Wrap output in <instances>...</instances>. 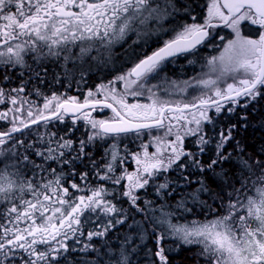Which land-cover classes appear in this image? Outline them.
<instances>
[{"label": "snow or ice", "instance_id": "obj_1", "mask_svg": "<svg viewBox=\"0 0 264 264\" xmlns=\"http://www.w3.org/2000/svg\"><path fill=\"white\" fill-rule=\"evenodd\" d=\"M13 8L15 11H12ZM190 8L191 5L178 7L176 0H0V19L5 22L0 26V39L4 45L0 49V67H26L25 55L28 53L34 54V60L39 62L45 56L59 59L62 53L68 52L69 55L63 56L66 66L71 48L76 46L77 41L80 42V47L76 59H82L97 45L110 49L114 42L123 40L131 32L138 39L157 37L158 46L150 54L143 53L130 69L108 82L109 85H114L116 81H122L126 88L135 85L138 90L131 92L135 96L144 93L150 77L167 82L166 66L203 44L209 38L208 29L216 27L212 22L214 19H219L235 34L234 39L227 40L223 45L219 56L208 60L210 71L217 73L215 79L209 77L196 81L198 86L203 85L211 91V96L204 91L193 97L190 103H173L156 97L152 89L158 85H152L146 89L156 97L150 104L130 105L126 103L123 94H117L114 87L100 85L97 91L104 93L103 100L96 99L92 91L87 93L83 103H78L76 97L61 100L53 94L50 99L45 97L43 104V110L49 111L50 115L39 111L32 118L34 113L29 109L28 116L32 119L28 123L20 121L22 128L27 129L30 124L47 122L52 118L62 121L68 113H79L73 120L86 121L90 130L87 141L80 139L77 143L64 136L57 137L55 132H49L39 134L37 141L25 145L23 140H16L12 136V133L20 132L21 127L13 124L9 131L0 132V146L7 144L9 140L13 141L10 148L0 147V204L4 205L0 215L5 221L0 223V264H11L15 259H19L21 264H54L59 257L66 259L69 248L65 241L69 239V233L73 236L77 233L84 235L80 216L86 211L95 213L99 209L102 214L111 217L106 224L87 233L89 241L93 237H105L111 229L128 220L126 210L105 199L110 193L103 184L90 189L88 196L81 195L72 199L69 188L61 183L67 176L63 171L64 166L72 167L75 162L83 160L90 155L85 152L88 145L105 139L113 141L110 148L105 150V155L109 157L108 162L98 168L93 160L92 170L97 179L110 182L114 186L126 181L121 195L128 198L132 208L138 213L145 214V209L140 207L138 201L141 198L136 192L144 189L154 175L173 166L180 170L193 168L201 173L197 181L199 187L188 195L193 203L198 202L211 211L214 218L202 222L192 221L190 224H176L171 219L174 214L164 212V206H161V215L150 217L157 245L152 254L155 260L150 261V264H169L165 248L161 246V242L169 237L180 242L175 249L168 248L169 254L173 251L179 252L180 245H198L200 251L197 255L205 264H264V161L252 159L251 156L245 158L243 155L234 158L232 152L226 151L228 142L233 140L235 126L229 127L226 132H219L214 158L207 162L202 161L207 146L212 143V138L202 127L204 122L212 123L208 110L214 109L219 114L229 102L235 104L241 97L250 102L262 94L264 31L258 32V39H252L241 35L240 25L247 21L264 29V0H211L203 23H170L169 27H165V21L174 20L176 14L181 12L190 14ZM191 19L195 21L196 18L191 16ZM164 34H169V38L164 39ZM219 39L223 41L225 38ZM13 41L15 43H11ZM45 48L47 52L42 51ZM35 75L39 77L40 73L36 72ZM229 76L233 83L220 87ZM238 76L244 78L238 79ZM4 79L8 80L9 77L5 75ZM184 84L187 86L189 82L185 81ZM10 91L22 92L23 86ZM179 91L183 93L186 88H180ZM5 95L4 89L0 88V102ZM109 98L113 103H108ZM10 99L12 104L17 103L14 97ZM98 106L112 109L114 118L98 120L92 118L90 112L83 111L95 110ZM193 109L195 111H191ZM186 110L191 111V119L185 114ZM226 110L234 111L232 107H227ZM7 118V113H0V119ZM188 124H194L195 127H187ZM152 128L165 129V136L172 134L175 128V140L170 142L171 155L162 159L159 153L149 155L145 151L141 158L139 153H135L133 156L139 165L136 171H123L121 175H116L117 163H124L116 141L121 137L139 138L143 130ZM185 136L198 137L197 152L183 149ZM155 139L157 143L160 142L159 137ZM37 143L41 147H37ZM236 147L240 153L244 152L239 141H236ZM21 148L24 149L23 152L19 151ZM261 155H264V149L261 150ZM32 157L39 158L42 163H37ZM50 162L56 163L60 171L50 168ZM228 162H234L240 169L237 177L240 187L229 184L232 191L225 192L227 202L221 203L223 214H219L207 205V201L200 199L201 193L209 192L203 174L209 172L214 179L227 182V172L223 165ZM9 168L15 172L9 173ZM13 175L19 179H13ZM49 176L53 178L48 179ZM87 177V172L80 174L82 181L87 180ZM184 180L188 181V177L185 176ZM70 187L79 188L75 183H71ZM168 189L167 180L156 185L158 195L163 192L171 195ZM213 199L220 198L213 196ZM143 203L149 212L156 211L151 207L152 201L145 200ZM186 203L182 199L177 202L176 207L184 212H191L192 209L186 207ZM25 221L28 222L25 227H18ZM134 224L140 225L141 222L134 221ZM158 226H166L165 231L158 232ZM131 227L133 225L130 224L129 228ZM10 235L11 238H8ZM146 236L147 229L142 226L136 236L126 234L114 255H109L113 250L108 247L103 254L108 256L105 261L100 259L102 254L99 249L90 243L72 251L96 254V260L86 259L83 264H135L132 255L139 254L138 250L144 244ZM136 239L139 243H135ZM21 250L24 255H19Z\"/></svg>", "mask_w": 264, "mask_h": 264}, {"label": "trees", "instance_id": "obj_2", "mask_svg": "<svg viewBox=\"0 0 264 264\" xmlns=\"http://www.w3.org/2000/svg\"><path fill=\"white\" fill-rule=\"evenodd\" d=\"M190 2L192 10L195 9V3L197 7L200 6V0H190ZM244 33L248 35L255 34L251 33L248 28H244ZM256 35L258 34L253 36ZM208 41L206 46L210 44ZM207 51L209 52L210 50ZM208 52L207 55L209 54ZM124 56H127V59L123 58ZM136 57V54H129L128 51L122 52L121 57L113 60L110 65L105 66L104 63L96 62L97 60L94 61L92 56H90L86 60L94 63L93 72H90L85 79L80 80L79 86L71 85L70 87H68L64 82L62 78L63 69H61V67L57 64L42 63L41 66H35L34 64H29V61H27L26 67H0V88H3L6 93V95L2 98V102H0V113L7 109H19L17 112L23 113L25 108L28 110L31 109L32 112L35 113V109L40 106V103L45 100V97L49 96L53 92L58 93L61 91L70 90L69 96H73L76 91H78V93L80 91L82 94L87 90L95 89L102 82L108 81L107 73H114L117 71L115 70L116 65H118L119 71L123 70L125 69L123 67H126L125 64L129 63V61L130 63H135L138 60ZM74 67V65L65 66L66 70H70ZM36 72L40 73L39 77L35 75ZM5 75L9 77L8 80L4 79ZM55 76L57 77L56 79ZM21 86H23L22 92L17 93L10 91L11 89H17ZM74 87H77L78 89ZM261 93L262 94L260 96L256 97L250 102L244 97L242 99H238L237 103L235 104L229 102L228 105H225V109H223L219 114H216L214 109L210 108L208 110V115L212 117V123L209 124L204 122L202 127L203 131L212 138V143L207 146L206 152L202 156L203 162H207L211 158H214V147L215 142L218 139L219 132L221 130H225L226 132V130L231 126H235L232 133L233 140L228 142L226 151L232 152L234 158L243 155L245 158L251 156L252 159L258 158L259 160L264 161V155H261V150L264 149V88L261 89ZM10 97H14L17 103L12 104ZM221 103L224 102L222 101ZM245 104H247L246 107L244 106ZM227 107H232L234 111L228 112L226 110ZM244 117H246V119H244ZM64 119L66 122L63 124L55 123L56 119H52L47 122L42 121L41 123H38L20 132L12 133V136L16 140H23L25 145H27L29 142L37 141L39 134L49 132H55L57 133V137L64 136L66 139L77 141V143L80 139L87 141L90 130L86 126V121L75 120L74 122L72 119ZM11 125L12 124H9L8 121L2 123L0 122V132L9 131L10 129H5ZM127 138L128 137L119 138L120 141H122V143L119 144V151H122L124 148V155L126 159L127 154L132 152L131 159L134 161L135 158L133 154L139 153L140 145H142V143H137L133 141V139ZM197 139V136H187V138L183 141V149L193 153L197 152ZM111 141V139L97 140L93 144L88 145L85 148V152L89 153L90 155L85 156V158L81 161L75 162L72 167L65 165L63 171L67 174V176L65 180L61 181V183L64 187L69 188V193L71 194L72 199L75 198L76 195L78 197L81 195L88 196L90 194V189L103 184L110 192V194L107 195L105 199L110 200L118 208L126 210L129 218L124 224L117 225L115 228L111 229L108 233H106L105 237H93L92 240L89 241L87 239V233L89 231L97 230L100 226L106 224L108 219L111 217L105 216L100 211H98V209L95 213L86 211L85 217H83V214L81 218L84 235H79V233H77V235L73 236L71 233H69V239L65 241L69 248V251L66 254L68 255V258H64L65 260L63 263H65L67 260H74L76 263L77 261L82 263L86 259L96 260L97 256L94 252L81 253L80 251H72L74 248L78 250L81 245L85 243H90L98 248L102 254L100 259L105 261L108 259V256L103 254L107 251L108 247H111L113 250V252L109 255H114L120 248V242L124 240L125 235L132 234L133 236H136L140 227L142 226L144 229H147V236L144 244L138 250L139 254H133L132 259L135 264H150V261L155 260V257L152 254L157 248L155 241H152L155 236L152 233L153 225L150 223V217L152 214H161L159 207L164 206V212H171L174 214L171 217L174 223H178L180 221L191 223L192 221H204L207 218L214 217L213 213L208 211L205 206L198 202L193 203L191 201V197L188 195L199 187L197 181L200 179L201 173L193 168L180 170L175 166L167 170H162L158 175H154L153 178L149 180L148 185L144 189L138 191L137 195L141 198L138 203L140 204V207L145 209V214L141 215V213L136 212L132 208L128 198L121 195V193L124 191L121 184L114 186L110 182L101 181L97 179L95 173L92 170L91 162L93 160L96 162L98 168L102 167V165L108 162L109 157L105 155V150L110 148L112 144ZM236 141H239L240 147L244 149L243 153H240L237 150ZM12 143L13 141L9 140L4 147L10 148ZM36 146L41 147L39 143H37ZM136 147L139 148L136 149ZM19 151L23 152L24 149L21 148ZM74 154L75 153H73V155ZM167 156H169V152L166 150L160 154L162 159L166 158ZM32 158L35 159L37 163H42L39 158ZM123 164L129 165V162L125 163L124 160ZM122 165H120L119 162L117 163L116 175H121L123 171L131 173L133 169L136 171V169L139 167L136 162H132V165H129V168L125 170L123 169L124 167L122 168ZM49 167L56 168L57 172L60 171L59 167L54 162H50ZM223 168L227 172V182L218 181L217 179L213 178L211 173L205 172L203 176L209 188V192L201 193L200 195V199L207 201V205L211 206V208L215 209L219 214L223 213L221 203L227 202L225 192L232 191V188L229 187V184H233L237 188L240 187L239 183L237 182V177L240 175V169L237 167V165L234 162H228L223 165ZM216 171H219V169H216ZM84 172L88 173V177L87 180L82 181L80 179V174ZM101 174L103 173L101 172ZM185 176L188 177V181L184 180ZM52 178L53 177H50L49 179ZM15 179L18 180L19 177L15 176ZM165 180L169 182L168 191L171 192V195H168L167 192H163L161 195H158L156 185L164 183ZM33 182L35 183V181ZM71 183L77 184L79 188L72 189L70 187ZM173 189L175 190L172 191ZM213 196H218L220 199L215 200L213 199ZM182 199L187 201L186 207L191 208V212H184L183 210L176 207L177 202ZM145 200L152 201L151 207L156 209L154 213L148 211V207L143 203ZM3 209L4 205L0 204V212H3ZM91 218L95 220H91ZM134 221H139L141 224L136 225L134 224ZM0 223H5L2 215H0ZM27 223V221L22 222L18 225V227L23 228L27 225ZM113 223H115L114 220ZM130 224L133 225V227L129 228ZM9 226L11 227L12 225ZM8 238H11V235ZM135 243H139V240L136 239ZM179 243L180 242L173 237H169L168 239L161 242V246L165 248V254L168 255L169 264H205V261L200 259L197 255V253L200 251L199 246L192 245L185 247L180 245L179 252L173 251L171 254H169L168 248L175 249ZM38 250L40 249L38 248ZM149 250H151V252H149ZM20 252H22V250ZM6 264H9V262H6ZM11 264H21V262L18 261V259H15L11 261Z\"/></svg>", "mask_w": 264, "mask_h": 264}, {"label": "rangeland", "instance_id": "obj_3", "mask_svg": "<svg viewBox=\"0 0 264 264\" xmlns=\"http://www.w3.org/2000/svg\"><path fill=\"white\" fill-rule=\"evenodd\" d=\"M203 2L206 4V14L204 15V17L201 20L195 19V21L192 20L191 23H194V22L195 23H203L204 22V19L207 16L208 5L211 3V0H203ZM0 22H3V24L5 23L2 19H0ZM212 22H213V24L216 25V27L210 28V30H209L210 31V39L208 42H210V44L208 45L207 50H210L211 52L210 51L208 52L205 49L204 50L201 49V50L194 52L191 55H188L184 58H181V59H178L176 61H173L172 63H169V65L166 66L167 82H164L160 79H152L150 77L149 80L147 81L146 89L148 87H152V85H158V87L152 89V91L156 93V97H159L161 100L171 101L173 103H176V102L190 103L192 101L193 97L201 95L202 92H204V91H207L209 96L212 95V92L205 89L203 85L198 86L196 84V81L200 80V79H208L209 77L215 79L217 73L210 71V68L208 66V60L211 59V57H213V56H219L220 53L223 51V45L227 42V40L235 38V34H234L233 30L231 28H228L219 19H214ZM244 28H248L251 33H255V34H258L259 31H263V29H261L260 26H258V25H251L247 21L242 22L240 25L241 35L250 37L252 39H258V35H256V36H253L255 34L248 35V34L244 33ZM256 28H259V29H256ZM165 37L166 36L164 34L163 38H165ZM219 37H224L225 39L223 41H221V40H218ZM155 39L156 38L154 36L138 39L137 35L134 32H131L123 40H121L119 42H114L110 46V49L101 48V47H99V45H97L96 48H93V50L88 55L84 56L82 59H76V57H78V55H79V47H80V42L77 41L76 46L71 48L70 59L67 62V65H74L75 66L74 68H71L70 70H66L65 61L63 59L64 55H69L68 52L62 53V56L59 59L54 58V57L45 56L39 62L34 60V58H33L34 54L28 53L27 55H25V62L29 61V64H31V65L34 64L35 66H41L42 63L57 64L61 67V69H63L62 78H63L64 82L66 83V85L68 87H70L71 85L79 86L80 80L85 79L89 75L90 72H93V64L94 63L86 60L90 56H92V59H93V57H95V59H93L94 61L97 60L96 62L104 63L105 66L110 65L113 60H116L118 57H121L122 52H126V51H128L129 54H136V56H137L136 58L139 59L143 53H146L147 50L150 49L149 46L151 45V43ZM133 41H136V43H133ZM11 43H13V42H11ZM3 47H4V45L1 46L0 49H2ZM97 49H99V51H97ZM42 51L47 52V49L45 48ZM207 52L209 53L208 55H207ZM212 52H214V53H212ZM123 58L127 59V56H124ZM189 61H192V63H189ZM133 64H134L133 62L130 63V61H129V63L125 64L126 67H123L125 69L120 70V71L118 70L119 69L118 65H116L115 70H117V71L114 73H107L108 81L102 82L100 85H104L106 87H114L117 94H123L126 103H128L130 105L131 104H150L152 99H154L156 97H153L152 94L150 92H148L146 89L142 95L135 96V95H131V92L138 90L135 85L126 88L124 82H122V81H116V83L114 85H109V83H108L109 81H113L117 75H122L124 72H126L128 69H130L133 66ZM120 68H122V67H120ZM56 78L57 77L55 76V79ZM237 78L242 79L244 77L238 76ZM185 81L189 82V84L187 86L184 84ZM226 83H233L231 76L227 77L225 82L220 84V87L223 88ZM100 85H98V86H100ZM98 86L95 89L87 90V91L83 92L82 94L80 93V91H79V93H78V91H76L73 96H69L70 90L61 91L58 93L53 92L49 96H47V98L50 99L53 94H56L58 97L61 98V100L64 98H67V97H76L77 102H83L87 96V93L89 91H92L94 94V97L96 99L103 100L104 93H100L97 91ZM74 88H77V87H74ZM180 88H186V91L181 93L179 91ZM165 89H167V92H165ZM108 102L113 103L111 98H109ZM44 103H45V100L42 101L40 103V106L35 109L34 114H37L39 111H44L43 110V104ZM54 104H55V102H54ZM23 111H24L23 113H19V112H17V110H12V109L4 110L1 113H7L8 118L7 119H0V122L2 123L5 121H8L9 124H12L9 127V129H11L13 124H15L17 127H20L21 126L20 125L21 120H23L26 123L30 119L35 118V116H33L32 118H30L28 116V109L27 108H25ZM191 111H195V110H191ZM191 111H186V113H185L189 119L192 118L191 117ZM44 114H50V112L44 111ZM166 115H170V114L166 113ZM114 116H115L114 113H112L109 110H105V109H97L95 112H93L91 114L92 118L98 119V120H108V119L114 118ZM13 117H15V120H13ZM27 117H29V118H27ZM76 121H84V120L80 119V120H76ZM65 122H66L65 119H63L62 121L55 120V123L63 124ZM71 122H73V121H71ZM175 123L176 122L173 120V125H175ZM186 126L192 127V128L195 127L194 124H188ZM164 133H165V129L152 128V129L143 130L142 135L139 138H137L135 136H129L127 139H133V141H135L137 143H142V145H140V151H139L141 158H143V154L145 151H147V153L149 155H152L153 153L161 154L166 150L169 152V155H171L170 142L175 140V128L173 130V133L168 135V136H165ZM181 134H183V130H181ZM156 137L160 138L159 143H157V141L155 139ZM186 138H187V136L184 137V140ZM111 143H113V141H111ZM116 143L118 145V150H120L119 144L122 143V141H120V139H118L116 141ZM4 146L5 145L0 146V147L5 148ZM137 148H139V147H136V149ZM5 149H7V147ZM119 154H120V156L124 157L125 163L129 162V165H132V162H136V160L132 161V159H131L132 152L127 154V159H126V157L124 155L125 154L124 148L122 151H119ZM8 162L10 163L11 159H9ZM129 165L123 164L122 168L124 167L123 169L126 170L129 168ZM0 167H2V165H0ZM8 171H9V173L15 172V170L12 168H9ZM134 171L135 170L133 169L132 172H134ZM50 177L51 176H49L48 179ZM12 178L15 179V175H13ZM126 183H127L126 181L121 182V186H122L123 190H125ZM139 190H141V189H139ZM139 190H137L136 194H138ZM77 197L78 196L76 195L75 198H77ZM64 198L68 199L67 196H65ZM75 198H73V199H75ZM159 209L161 210V207H159ZM98 211H100V210L98 209ZM163 211H164V209H163ZM221 214H223V213H221ZM153 215L159 217L161 214H159V215L158 214H152L151 216H153ZM83 217H85V213H84ZM81 218H82V216H80V220H81ZM213 218L214 217L207 218V219H213ZM91 220H95V219L91 218ZM172 222H173V220H172ZM37 223H40V221L37 220ZM176 224H190V222L180 221ZM165 227L166 226H164V227L158 226L157 230L160 232H164ZM152 241H155V238H153ZM54 243L55 242H53V244ZM194 246H198V245H194ZM19 254H22V252H19ZM66 257L68 258V255H66ZM64 260H65L64 257H59L58 262H54V264H83V262L80 263V261H77V263H76V262H74V260H67L65 263H63Z\"/></svg>", "mask_w": 264, "mask_h": 264}, {"label": "flooded vegetation", "instance_id": "obj_4", "mask_svg": "<svg viewBox=\"0 0 264 264\" xmlns=\"http://www.w3.org/2000/svg\"><path fill=\"white\" fill-rule=\"evenodd\" d=\"M176 2H177V6L178 7H180V8H183V7H185L186 5H191V2H190V0H176ZM204 4V5H203ZM194 10H192L191 8H190V14H186V13H183V12H181V13H178V14H176V16H175V19L174 20H172V21H165V27H169L170 26V23L171 24H178V23H191L192 22V19H191V16H194L197 20L199 19V20H201L203 17H204V15L206 14V4L203 2V0H200V6L199 7H197L196 6V3L194 4ZM73 10H76V9H73ZM12 11H15V9L13 8L12 9ZM3 25V22H0V26H2ZM165 38L164 39H167V38H169V34H165ZM155 37V36H154ZM156 39L151 43V45L149 46V48L150 49H148L147 50V52L146 53H149L150 54V52L152 51V50H154L157 46H158V43H157V37H155ZM218 40H220V39H218ZM13 43H15V41H13ZM1 46H3V42H2V39H0V47ZM152 48V49H151ZM201 49H205L206 51H207V49H208V46H206V44L205 45H203V46H200L199 48H197L196 50H194L193 52H191V53H188V54H186V55H183V56H179V57H177L174 61H176V60H178V59H181V58H184V57H186V56H188V55H191V54H193L194 52H196V51H198V50H201ZM150 50V51H149ZM169 65V64H168ZM243 97H241V98H239V99H242ZM78 103H83V102H78ZM98 108H96L95 110H92V109H85V110H83V111H86V112H90V115L93 113V112H95L96 110H97ZM44 115H50V114H44ZM79 115V114H78ZM34 116H35V114H34ZM74 116H76V115H70V114H66L65 116H64V118H66V119H72L73 120V118H74ZM52 119H55V118H52ZM51 119V120H52ZM29 122V121H28ZM28 122H26V123H28ZM31 126H34V125H29V127H31ZM9 129V127H7L5 130H8ZM19 255H24V254H19ZM18 261H20L19 259H18Z\"/></svg>", "mask_w": 264, "mask_h": 264}, {"label": "water", "instance_id": "obj_5", "mask_svg": "<svg viewBox=\"0 0 264 264\" xmlns=\"http://www.w3.org/2000/svg\"><path fill=\"white\" fill-rule=\"evenodd\" d=\"M208 31H209V29H208ZM209 35H210V31H209ZM208 39V38H207ZM207 39L204 41V43L207 41ZM203 43V44H204ZM202 45V44H201ZM201 45H198L197 46V48L199 47V46H201ZM222 102V101H221ZM98 107H102V106H98ZM110 109V108H109ZM85 110V109H84ZM112 110V109H111ZM187 111V110H186ZM68 114H70V115H78L79 113H68Z\"/></svg>", "mask_w": 264, "mask_h": 264}]
</instances>
